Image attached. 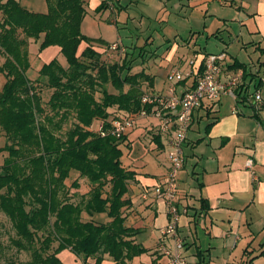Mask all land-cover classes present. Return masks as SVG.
Masks as SVG:
<instances>
[{"label":"trees","instance_id":"trees-1","mask_svg":"<svg viewBox=\"0 0 264 264\" xmlns=\"http://www.w3.org/2000/svg\"><path fill=\"white\" fill-rule=\"evenodd\" d=\"M46 2L42 13L17 0H0V73L6 78L0 89V128L7 140L0 147V153L6 152L0 164V213L14 231L13 246L29 256L9 264H63L58 254L65 249L81 264H101L105 256L114 264H128L148 249L133 239L139 230L124 224L128 182L136 172L123 164L126 136H115L111 122L149 111L141 100V83L152 86L153 78L143 70L131 73L125 59H102L111 45L81 32L85 0ZM109 2L126 8L101 0L96 11L107 9ZM30 40L38 42L39 51L58 46L66 65L53 58L31 78ZM228 68H241L243 80L248 75L246 64L237 60ZM40 84L51 90L46 106L36 91ZM244 84L236 89V104L248 100ZM71 114L72 127L62 132ZM95 120L102 124L96 132L91 128ZM154 138L158 141V135ZM73 173L86 179L88 190L81 191L78 178L66 182ZM157 258L151 264H159Z\"/></svg>","mask_w":264,"mask_h":264},{"label":"crops","instance_id":"crops-1","mask_svg":"<svg viewBox=\"0 0 264 264\" xmlns=\"http://www.w3.org/2000/svg\"><path fill=\"white\" fill-rule=\"evenodd\" d=\"M17 1L30 11L44 13L48 9L46 0ZM100 1L85 0V16L88 8L95 12ZM156 1L160 3V0ZM189 1L190 7L201 2ZM223 2L236 6L240 14L239 24L246 27L250 34L251 40L241 47H251L257 53L255 62L252 59L246 62L243 55L239 57V53L237 56L231 54V59H226L225 70L227 74L242 70L228 68V64L234 60L246 64L248 75L243 82L248 87L247 91L259 90L264 99V0ZM116 10V6L109 2L108 8L99 13L110 11L114 15ZM91 38L102 39L100 36ZM167 47L165 51L170 54L209 53L196 47V43L191 46L188 43L185 52H178L177 43H166L164 49ZM220 48L215 53H227L228 47ZM48 49L53 51L52 56L60 54V48L56 45L48 46L45 50ZM188 49L190 52L186 51ZM190 57L184 59V68ZM173 68V65L169 70L167 68L163 78L153 77L154 88L151 90L166 92L165 87L169 86L167 75ZM193 81L189 78L183 83L174 84L177 93L188 90ZM142 121L151 123V126L146 127L148 124L140 121L125 135L123 164L136 174L134 180L128 182L126 198L130 204L124 207L123 215L126 226L139 230L133 239L148 251L135 256L128 264H151L157 256L159 264H167L160 247L173 245L172 239L164 234L169 220L168 207L152 191L167 172L166 137L161 132H154L152 135H158L157 141L148 134L149 130L158 126L159 121L151 117L148 122ZM137 138L147 151L144 157L134 159L131 152ZM184 157V165L178 176L177 203L186 211L177 218V232L183 242V254L188 264H264V108H256L246 98L236 104L234 99L224 95L216 101H203L192 112L184 143ZM248 158L252 160L251 168L245 166ZM100 219L108 218L101 215ZM58 256L63 264H81L68 249L62 250ZM101 264L114 263L105 256Z\"/></svg>","mask_w":264,"mask_h":264},{"label":"rangeland","instance_id":"rangeland-1","mask_svg":"<svg viewBox=\"0 0 264 264\" xmlns=\"http://www.w3.org/2000/svg\"><path fill=\"white\" fill-rule=\"evenodd\" d=\"M223 1L210 0L209 2H202L201 0L197 6L190 7L189 0H160V3L156 0H115L116 4H123L126 8L117 9L114 15L113 13L111 15L110 11L99 13L95 10L99 13L96 14L88 8V14L83 18L82 32L91 37L100 36L106 44L110 43L112 45L115 43L116 47L114 49L108 46L102 52V59L105 61L119 63L125 59L131 66V73L143 70L154 79L156 77L163 78L165 73L167 74V68L169 70L172 65L174 68H184L186 56L188 58L194 54H170L169 51H165L168 50V47L164 48L166 43L171 42L178 44V52H185L188 43L190 46L196 43V47H200L202 51L205 50L209 53L221 50L220 47H228L226 53L228 58L231 59V54L237 56L239 53V57L243 55L246 62L251 59L255 62L257 53L253 51V48L245 49L241 47L243 43L245 45L251 39L246 27L239 24L240 16L238 17L239 12L236 6ZM45 49L39 51L38 42L30 40L28 44L29 61H32L33 64L28 73L31 78H35L39 64L51 58H57L62 65H66L62 54L58 53L52 56L53 51ZM186 51H189V49ZM258 56L260 55L258 54ZM175 57H177L176 60ZM3 61L4 57L0 53V65ZM5 80L4 74L0 73V89ZM154 81L152 86L149 81H142L141 89H144V93L154 92L155 89L151 90L154 88ZM167 83L170 85L168 80ZM40 85L36 87V91L41 96L43 105L46 106L45 102L49 99L51 90L43 84ZM127 88L128 86H124V90ZM165 88L167 90L168 85ZM108 90L116 92L111 86H108ZM224 96L232 99L230 96ZM110 111L114 112L115 108H111ZM142 120L148 122L149 118H138L134 127L139 125L140 121L143 124H148L146 127L151 126V123ZM73 122L74 115L71 114L68 120L63 123L61 131H66L72 127ZM101 125V121L95 120L91 128L96 132ZM133 128L126 130L123 135H127ZM154 132H159L158 126L154 130H149L148 134L151 136ZM6 141V137L0 128V147ZM146 151L147 148H145L143 142L137 138L133 143L131 157L134 159L144 157ZM5 155L6 152L0 153V164ZM75 178H78L84 187L81 186V191L88 190L85 185V183L87 184L86 179L79 177L77 173L71 174L66 182L70 184ZM12 237L15 238L11 224L0 213V264H9L12 260L17 263L25 262L29 258L26 252L17 251L11 243Z\"/></svg>","mask_w":264,"mask_h":264},{"label":"built area","instance_id":"built-area-1","mask_svg":"<svg viewBox=\"0 0 264 264\" xmlns=\"http://www.w3.org/2000/svg\"><path fill=\"white\" fill-rule=\"evenodd\" d=\"M115 47V43L111 45L112 49ZM226 59L227 54L224 51L194 53L187 60L184 69L176 67L170 70L167 75L170 85L166 92H145L142 95L141 100L150 106L149 111L144 108L111 122L112 133L119 137L126 130L133 128L138 118L151 117L159 121V133L166 137L167 172L164 179L155 185L152 191L156 197L164 200L168 207L169 220L164 234L172 239L173 245L160 247L167 264H188L183 254V242L177 232V218L181 212L186 211L177 204V187L179 172L185 160L184 143L191 124L192 112L203 101H216L223 95L236 100V89L243 81L241 70L227 74L224 66ZM189 78L194 80V86L178 94L173 85ZM247 97L256 108H264V99L259 90L250 92ZM245 166L252 167L250 158L246 160Z\"/></svg>","mask_w":264,"mask_h":264}]
</instances>
